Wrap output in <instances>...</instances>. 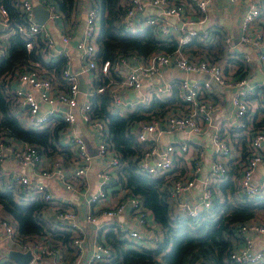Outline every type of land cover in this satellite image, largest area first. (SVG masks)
<instances>
[{"label":"built area","instance_id":"built-area-1","mask_svg":"<svg viewBox=\"0 0 264 264\" xmlns=\"http://www.w3.org/2000/svg\"><path fill=\"white\" fill-rule=\"evenodd\" d=\"M28 25H18L23 31L37 33L43 41V57L55 59L60 54L67 58L61 75L67 84L59 85L53 71L38 65L17 72L8 93L18 104L16 117L26 126L44 129L57 128L62 133L56 141L57 149L69 148L71 155L64 159L60 152L46 154L40 152L35 143L20 138L0 136V162L9 156L17 167L0 168V174L13 178L20 191L28 199L43 197L51 200L44 208L45 215H54L56 224L52 229L65 228L70 231L72 257L66 258L63 246L56 242L51 232H44L29 238L17 233L14 221L7 214L0 215V246L20 251L30 249L32 257L27 264H36L47 256L51 264H109L112 246L105 237L109 229L121 230L123 237L131 240V245L154 246L159 235L148 232L155 221L151 211L135 194H127L119 187L117 197H113L110 185L119 167V157L111 148L106 132L105 121L90 113L89 96L107 89L111 93V104L115 111L125 113L136 105H147L153 96H165L172 92L173 78H160L166 66L173 65L182 70L203 71L209 78L182 77L178 81L179 94L185 101L184 107L173 105L169 110L139 119L131 123V130L138 141L145 142L141 152L135 155L134 165L147 176L161 178V188L167 194L169 206L179 216H196L201 211H209L213 205V193L219 181L228 177L227 159L232 155V145L228 138L215 127L210 144L213 154L206 175L202 177V146L194 147L190 138L164 141L165 132L187 129L200 133L204 124L212 122L214 107H222L210 99L211 80L230 89L228 104L233 110L236 127H247L249 138L240 158L237 175V191L241 196L259 198L264 195V123L258 128L248 127L244 116L251 108V94L261 92L264 98V81L252 83L245 74L230 75L219 61L198 56H188L180 45L191 36L207 39L212 29L198 31L197 25L203 20L202 14L213 0H126L127 8L120 17L121 25L127 30L154 25L160 37L169 36L172 30L179 29L178 45L172 53L163 50L153 52L145 58L135 53L120 54L113 59L98 60L95 40L99 29V8L90 3L85 11L82 29L78 34L62 31L59 40L63 44L73 43L80 55L77 68L70 65L67 51L54 48L55 37L47 29V23L34 18V0H18ZM46 7L48 20L67 24L56 0H37ZM236 1V0H231ZM73 15V14H72ZM172 16L173 22L163 20ZM8 11L0 3V21L7 25ZM71 20V19H70ZM68 20V21H70ZM258 22V25H255ZM264 0H247L246 8L239 24L238 42L249 43L254 49L260 65L264 69ZM66 23V24H65ZM5 33H0V55L4 54L7 42ZM31 40L26 46L31 48ZM246 61H251L250 53L245 52ZM86 84L80 89L79 78ZM97 77L106 78L104 83L94 84ZM150 83L142 88V79ZM132 93V94H131ZM45 105V106H44ZM81 120L89 136L76 130L75 122ZM61 122H65L62 124ZM191 145L194 147L192 148ZM95 148V153L90 147ZM95 155V158H94ZM187 157L188 165L183 171L174 169L177 157ZM99 162L98 182L93 189L88 188V171L93 162ZM262 164L263 169L256 174ZM197 181L200 190L193 193ZM53 186L63 187L68 192L65 201L57 202L52 193ZM116 193V192H115ZM84 196L87 207L78 213L75 202ZM121 214L126 218L120 219ZM153 233H155L153 231ZM254 234L264 236V221L256 217L241 222L236 236L232 239L230 258L236 264H264V244L254 246ZM85 247L89 248L85 254ZM1 264H17L7 255H1Z\"/></svg>","mask_w":264,"mask_h":264},{"label":"trees","instance_id":"trees-1","mask_svg":"<svg viewBox=\"0 0 264 264\" xmlns=\"http://www.w3.org/2000/svg\"><path fill=\"white\" fill-rule=\"evenodd\" d=\"M75 1L56 0L65 21L72 19ZM0 3L8 11L7 25L2 32L5 33L7 46L4 54L0 55V136L35 143L40 152H60L63 158L67 159L71 155L69 148L57 149L56 146V141L58 143V139L62 138L64 130L57 133V128L50 126L44 129L26 126L16 117L18 104L8 93L15 74L35 65L53 71L59 85L65 86L67 80L62 77L61 71L67 63V58L63 54L55 59L44 58L43 41L39 34L18 28L20 24L28 25L19 1L0 0ZM91 3L96 5L100 12L99 29L95 36L98 60L133 53L145 58L160 50L172 53L178 45L177 36L170 34L160 37L154 25L133 30L125 29L121 25L120 17L127 8L126 0H92ZM197 29L201 31L198 26ZM218 32V29H212L207 39H200L197 33L180 45L181 50L186 51L188 56L218 61L219 55L213 53L209 44H206V41ZM28 40L33 43L31 48L26 46ZM245 73L246 67H243L235 75ZM105 81L106 78L97 77L94 84ZM174 82L170 94L153 96L147 105L138 104L125 113L112 108V96L107 89L89 96L90 113L105 121L111 148L119 157V167L110 181L113 187L111 192L115 193L119 187H123L127 194L139 197L142 204L151 211L161 231L156 244L147 246L131 245V240L123 237L121 230H107L105 237L112 246L109 264H236L230 258V250L239 224L257 215L264 216V195L259 198L241 196L237 191L236 174L235 177L228 176L219 181L209 211H201L196 216H179L168 204L167 194L161 188V178L147 176L136 169L135 155L141 152L145 142L137 140L130 129L131 123L161 114L173 105H182L185 101L179 94L178 81ZM61 123L66 125L65 122ZM50 203L51 200L43 197L28 199L20 191L16 180L0 174V208L14 221L17 233L23 238H29L51 232L56 242L63 246L65 257L70 258L71 233L66 227L51 228L57 223L55 217L44 214L45 206Z\"/></svg>","mask_w":264,"mask_h":264},{"label":"crops","instance_id":"crops-1","mask_svg":"<svg viewBox=\"0 0 264 264\" xmlns=\"http://www.w3.org/2000/svg\"><path fill=\"white\" fill-rule=\"evenodd\" d=\"M92 0H76L75 1V8L73 11L72 19L70 21L67 20V24L64 26L63 23L57 22L56 24L52 20H48L47 22V29L49 30L50 34H52L55 38L54 48H64L67 51V55L69 58V62L71 67L74 69L78 67L80 63V55L79 52L74 47L73 43L70 44H63L59 40V35L62 31L66 32H73L78 34V32L82 29L84 18H85V11L86 8ZM38 3L37 0L33 2ZM247 0H213L211 1L208 6L206 7L205 12L200 14L203 16V20L197 25L199 29H205L207 27H217L220 31L216 34H213L207 41L206 44H209L210 50L213 53L219 55L217 60L221 62L224 67L225 71L230 75H235L238 71H240L243 67H246V72L248 76V80L252 83H256L258 81H264V69L260 65L256 54L255 49L249 43H241L238 42L239 36V24L240 20L243 16V13L246 8ZM34 13V11H33ZM43 14V12H40ZM35 18V17H34ZM163 20L167 22L175 21V18L172 16H163ZM264 22H261L263 25ZM258 25V22L255 24ZM5 25L0 21V33L3 32ZM179 34V29L172 30L171 35L175 37ZM184 54H187L186 51H182ZM250 53L252 60L246 61L244 57V53ZM239 59V60H237ZM182 77H197V78H209V74L203 71H186L182 70L176 66L169 65L166 66L163 74L159 78H154V80H159L163 78H173L174 80L179 81ZM150 79L143 78L142 79V88H145L149 83ZM212 83V90L210 93V99L214 103V105H218V102L223 101L224 105L222 107L216 106L212 110V122L209 124H204L203 129L200 133H191L187 129L184 130H177L175 132H165L163 134L164 141L167 140H178L181 138H190L192 145L202 146L204 150V155L202 158L203 164V172L202 177L206 175V170L209 166V163L212 159L213 154L211 153V144H210V137L213 129L218 127L223 136L228 138L232 145V155L227 159L229 170L232 167L237 168V172L239 171V159L243 158L244 156V148L247 145L249 133L247 127H236L234 124L236 120V116L228 104V99L230 97V89L222 84L217 83L215 80H211ZM132 94V93H131ZM251 108L248 110L244 116V119L248 123L249 128L256 129L260 125L264 123V98L261 95V92L252 93L251 94ZM45 106V105H44ZM179 107H184L185 102L182 105H178ZM76 130L81 132L87 133L85 125L81 120L75 122ZM88 137L89 135L86 134ZM63 138H59L61 140ZM191 145L192 148H194ZM264 145V144H263ZM90 150L95 153V148L93 146L90 147ZM95 158V155H94ZM188 156L187 157H177L174 162V169L177 171H183L186 166L188 165ZM14 162L10 160L9 156H5L3 161L0 162V168L3 166L9 170V166L17 167V165L13 164ZM264 166V165H263ZM262 164H259L256 169V174H259L263 169ZM99 168V162L95 160L90 167L87 175H88V188L93 189L97 185L98 182V175L97 170ZM3 169V168H2ZM238 174V173H237ZM200 190V182L197 181L193 188V193H197ZM52 193L55 197L57 202H63L68 195V192L60 186H53ZM119 191L112 194L113 197H117ZM75 207L78 213H83L87 207L86 199L84 196H80L77 198L75 202ZM6 214L0 208V215ZM120 219L126 218V214H121ZM264 221V220H262ZM153 224V227H148V232L153 235H160L159 225L156 221H150ZM153 231L155 233H153ZM254 246L259 247L264 244V236H258L254 234ZM1 255H5V251L8 248H1ZM89 248L85 247V254ZM39 262L36 264H49L52 261L47 257L41 258ZM2 263L0 259V264Z\"/></svg>","mask_w":264,"mask_h":264},{"label":"water","instance_id":"water-1","mask_svg":"<svg viewBox=\"0 0 264 264\" xmlns=\"http://www.w3.org/2000/svg\"><path fill=\"white\" fill-rule=\"evenodd\" d=\"M33 11H34V17L38 22L41 23L45 21V23H47L46 19L48 18V11L46 7H44L40 3H35L33 5ZM41 11L43 12V14L40 13ZM79 83H80V89L82 91H85L86 84L82 77L79 78ZM5 255L13 259L17 264H27V262L32 257V251L30 249H27L25 251H20L17 249L10 248L5 251Z\"/></svg>","mask_w":264,"mask_h":264},{"label":"rangeland","instance_id":"rangeland-1","mask_svg":"<svg viewBox=\"0 0 264 264\" xmlns=\"http://www.w3.org/2000/svg\"><path fill=\"white\" fill-rule=\"evenodd\" d=\"M235 174H236V176H237V168L236 167H232L229 171H228V176L230 177V176H234L235 177ZM256 218H259V219H262V220H264V216L263 215H257V216H255ZM2 247L0 246V249H1ZM0 254H1V250H0ZM39 264H41V263H39Z\"/></svg>","mask_w":264,"mask_h":264}]
</instances>
